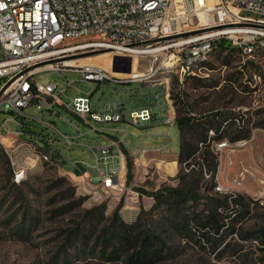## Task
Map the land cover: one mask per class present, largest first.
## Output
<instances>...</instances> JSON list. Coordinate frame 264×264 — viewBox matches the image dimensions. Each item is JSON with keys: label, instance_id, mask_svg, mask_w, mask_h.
<instances>
[{"label": "rangeland", "instance_id": "obj_1", "mask_svg": "<svg viewBox=\"0 0 264 264\" xmlns=\"http://www.w3.org/2000/svg\"><path fill=\"white\" fill-rule=\"evenodd\" d=\"M99 54L104 51L78 57ZM102 61L93 60L98 67ZM150 65V60L143 58L136 68L144 74ZM154 78L155 86H148L86 81L77 70L37 74L35 80L43 85L55 81L58 92L72 81L62 96L64 103L88 96L94 87L93 111L103 115L112 109L131 112L148 108L158 111V119L155 113L151 121L133 124L96 121L88 116V124L65 107L57 106L60 116L30 108L33 118L53 122L77 144L61 146L65 165L39 162L15 186L9 153L17 147L12 143L14 134L22 128L12 121L17 114L0 109V123L7 120V130L2 131L6 139L0 141V264H264V50L243 56L233 49H216L198 76L185 78L183 84L176 71ZM167 78L171 80L167 82ZM160 81L164 89L156 86ZM165 103L180 118L189 113L196 130L207 136L206 144L212 143L213 148L208 137L211 130L223 132L229 147L214 152L218 161L215 178L209 169L212 156L204 161L201 152L206 147L201 143L191 165L179 163L181 133L178 125L164 123ZM28 122L32 129L25 128L26 135L46 132L44 125ZM75 127L84 137L76 138L79 132ZM192 135L196 136L186 131L184 142H191ZM111 137L124 141L120 149L125 157V188L99 195L94 192L98 172L92 166L99 148L111 145ZM240 140L247 144L239 145ZM88 147L95 148L96 155ZM143 149L149 152L141 157ZM75 160L86 161L91 167L82 166L83 172L96 180L84 184V174L77 175L80 171L72 165ZM171 161L176 162L174 169L169 166ZM242 172L241 189L232 193L218 189H232L233 178ZM224 196L243 199L231 209L219 208L226 226L218 234L209 212ZM245 211L244 217L237 215ZM147 237L151 252L156 253L137 261Z\"/></svg>", "mask_w": 264, "mask_h": 264}, {"label": "built area", "instance_id": "obj_2", "mask_svg": "<svg viewBox=\"0 0 264 264\" xmlns=\"http://www.w3.org/2000/svg\"><path fill=\"white\" fill-rule=\"evenodd\" d=\"M201 14L205 15V20ZM221 42L243 56H254L263 51L264 0H0V109L3 107L17 114L18 118L12 121L21 128L24 127L22 119L46 127V132H32L33 136L26 135L22 129L14 134L16 139L12 143L17 147L13 146L9 153L12 181L21 184L29 169L39 162L65 165L61 146L77 144L53 122H45L42 117L33 118L28 113L30 108L60 116L56 112L57 106L65 107L88 124V116L102 122L139 124L151 121L156 113L148 108L131 112L112 109L111 113L102 115L93 111L94 87L88 96L75 97L67 104L62 96H66L72 81L58 92L59 85L55 81L43 85L35 80L37 74L77 70L82 72L83 80L100 84L109 80L153 86L157 74L176 71L179 83L183 84L185 78L198 76ZM106 50L121 56L147 58L151 65L144 77L114 78L90 66L64 64L65 59ZM115 65L117 70L129 67L120 61ZM166 95L164 93V98ZM164 108V123L171 127L176 125L174 109L171 111L167 103ZM6 124L7 120L0 123V141L5 137L2 131L7 130ZM75 129L79 132L76 138L84 137L77 127ZM210 133L214 134L213 131ZM238 143L244 146L247 141ZM123 144L121 141L103 146L99 148L100 155H96L95 148L88 147L96 155V164L92 168L98 172L99 181L94 192L99 195L101 192L113 194L114 189L122 191L125 188V178H121L125 157L120 149L112 156L113 146L120 148ZM228 147L227 141L214 143L217 152ZM114 158H118V168L112 167ZM72 165L77 171H82V166H90L79 160L73 161ZM83 174L84 184L94 181L87 171ZM244 174L233 178L232 189H218L225 193L238 191L243 186Z\"/></svg>", "mask_w": 264, "mask_h": 264}, {"label": "trees", "instance_id": "obj_3", "mask_svg": "<svg viewBox=\"0 0 264 264\" xmlns=\"http://www.w3.org/2000/svg\"><path fill=\"white\" fill-rule=\"evenodd\" d=\"M233 49L236 50L232 47H228L225 45L224 42H221L218 44V48L217 49ZM237 52H239L238 50H236ZM240 53V52H239ZM22 122L24 124V127L22 128L23 131H26L25 128H30L29 126H32L28 121H25L22 119ZM176 125H178L179 129H180V133H181V144H180V153L178 155V161L179 163L182 164H186V165H191L192 161L196 159V154L201 150L199 149V143H201V145H204L206 148L204 151L201 152V155L203 156L204 161L209 159V156H212V161L209 163V169H210V173L211 176L213 178H215V174L217 171V167H218V161H217V157L216 154H214V152L216 151L213 147H212V143H207V136L204 137L203 133H199L198 130H196L195 126H194V118L188 113L186 114V116L184 117H179V115L177 114V119H176ZM32 129V128H31ZM186 131H188L189 133L193 134L195 133L196 136H193L192 141L191 142H184L183 137L184 134L186 133ZM213 131V135L208 136L210 137V140H212L213 143L215 142H222V141H226L225 140V136H223V132L219 133V130ZM33 132V131H32ZM199 133V134H198ZM199 137V142L198 144H196L194 141L197 138V136ZM241 141V140H240ZM129 167V171H128V177H127V181L128 183L131 182L132 179V169H131V165L128 164ZM188 172L192 171L193 169L190 170V168H185ZM82 171H80V173H77V175H82ZM16 184L13 183V186H15ZM174 192L179 193L178 190H174ZM181 192V190H180ZM143 194L146 193V195L150 196V197H156L157 195L151 194V193H147V192H142ZM141 193V194H142ZM243 197H235V198H229V196H224L223 199L219 200L217 202V205L215 206V208H212L210 210V214H211V219L213 224L217 227V233L219 234V231L222 227L226 226V224L223 222L222 216L221 214L218 212L219 208L223 207L225 210L226 209H231V207H233L234 205L238 206L241 201H242ZM122 205L120 204L118 207V210L121 209ZM238 212V211H237ZM248 213L247 211H245L244 213L239 212L237 215H240L242 217L245 216V214ZM230 216H228L227 218H229ZM127 227V226H126ZM141 235L136 236L135 240H139ZM222 238V237H220ZM134 240V239H133ZM128 242H130V240H128ZM143 247L142 250L137 252V261H145L147 260L152 254L151 253H156L151 252L150 250V243H149V237H147L146 239L143 240ZM137 244H133L132 247H136Z\"/></svg>", "mask_w": 264, "mask_h": 264}, {"label": "bare ground", "instance_id": "obj_4", "mask_svg": "<svg viewBox=\"0 0 264 264\" xmlns=\"http://www.w3.org/2000/svg\"><path fill=\"white\" fill-rule=\"evenodd\" d=\"M202 20H205V15H200ZM107 58V61H102V59ZM93 60H100L102 61V66L98 67L95 65ZM124 62L126 66H129L131 68V71H127L128 67L124 68L123 70H116L114 69V64L117 62ZM139 61V58L137 56H121L117 52H114L112 50H106L104 51V54H99L93 57H81V58H73V59H65L64 64L68 66H76V67H84V66H90L95 69H100L102 71H105L106 73L116 76L118 78H131L132 75L134 77H144L145 75L140 73L139 70L136 68V64ZM113 64V65H112ZM173 111V109H172ZM6 139V137H4ZM3 139V140H4ZM143 155H145V152H143ZM169 166L173 169L176 167V162L171 161L169 162ZM125 168V162L122 163V168ZM122 173V171H121ZM121 178L123 179V176L121 174Z\"/></svg>", "mask_w": 264, "mask_h": 264}, {"label": "crops", "instance_id": "obj_5", "mask_svg": "<svg viewBox=\"0 0 264 264\" xmlns=\"http://www.w3.org/2000/svg\"><path fill=\"white\" fill-rule=\"evenodd\" d=\"M156 86H159V87H161V88H163L164 89V86H162L161 85V83L160 84H157ZM156 118L158 119V111H156ZM112 142H116V143H118V142H121V140H119L118 138H114V137H111V143ZM120 148H118V146H113V148H112V156H115V155H117V152H118V150H119ZM121 150V149H120ZM143 150H146V151H144L145 152V154L146 153H148L149 151L147 150V149H143ZM159 152V149L157 150V151H154V153H158ZM178 156V155H177ZM142 157V156H141ZM112 167H115V168H118L119 167V162H118V158H114L113 160H112ZM124 167L122 168V176H124ZM88 172V171H87ZM73 174V173H72ZM89 174V173H88ZM94 180H96L95 179V177H94Z\"/></svg>", "mask_w": 264, "mask_h": 264}, {"label": "water", "instance_id": "obj_6", "mask_svg": "<svg viewBox=\"0 0 264 264\" xmlns=\"http://www.w3.org/2000/svg\"><path fill=\"white\" fill-rule=\"evenodd\" d=\"M114 69L117 70L116 65L114 64ZM127 71H131V68L128 67Z\"/></svg>", "mask_w": 264, "mask_h": 264}]
</instances>
